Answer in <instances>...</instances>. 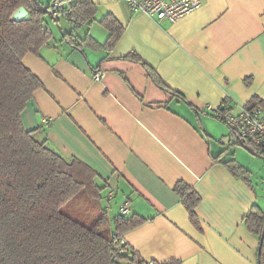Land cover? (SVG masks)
Returning <instances> with one entry per match:
<instances>
[{
    "label": "crops",
    "instance_id": "crops-1",
    "mask_svg": "<svg viewBox=\"0 0 264 264\" xmlns=\"http://www.w3.org/2000/svg\"><path fill=\"white\" fill-rule=\"evenodd\" d=\"M64 1L66 8L72 0ZM90 1L92 21L73 34L80 38L86 28L84 36L103 44L108 31L99 20L111 15L124 28L120 38L110 49L79 50L46 23L53 38L23 59L42 82L20 114L23 127L95 172L112 193L110 226L125 200L130 215L143 218L121 234L139 260L256 264L259 237L243 216L254 204L264 211V159L225 147L231 133L206 106L238 110L253 97L264 102V0H199L198 9L172 23L132 13L123 0ZM94 23L105 29L98 37L90 32ZM133 51L181 96L124 58ZM227 163L246 173L234 174ZM178 180L200 195L199 227L172 191Z\"/></svg>",
    "mask_w": 264,
    "mask_h": 264
},
{
    "label": "trees",
    "instance_id": "trees-1",
    "mask_svg": "<svg viewBox=\"0 0 264 264\" xmlns=\"http://www.w3.org/2000/svg\"><path fill=\"white\" fill-rule=\"evenodd\" d=\"M19 6L28 10L29 17L16 21L11 16ZM94 12L90 0L70 1L59 11L72 25L69 31L62 32V39L79 50L83 46L110 49L124 29L111 15L99 20L108 31L103 44L89 35L77 38L73 34L92 21ZM42 13L34 0H0V264H119L125 255L116 253L113 234L139 225L143 218L118 214L110 226L103 211L87 226L67 214L64 207L73 199L82 197L81 206H85L88 199L98 194L99 186L93 182L96 174L79 160L56 153L45 140L35 136V130L25 129L21 122V112L42 86L25 65L24 55L38 54L39 48L53 38ZM124 58L140 62L156 85L181 96L166 86L134 51ZM258 106L264 107V102L253 97L246 107ZM227 165L234 174L246 173L235 163ZM172 191L180 198L190 222L199 227L195 207L200 195L182 180L175 182ZM263 221L264 211L256 204L243 216L245 227L258 237ZM123 247L129 250L126 244ZM256 264H264V242L257 251Z\"/></svg>",
    "mask_w": 264,
    "mask_h": 264
},
{
    "label": "built area",
    "instance_id": "built-area-1",
    "mask_svg": "<svg viewBox=\"0 0 264 264\" xmlns=\"http://www.w3.org/2000/svg\"><path fill=\"white\" fill-rule=\"evenodd\" d=\"M132 13H142L156 21L174 22L200 6L199 0H123ZM64 0H52L51 10L53 15L64 8ZM101 72L93 73L94 79L101 77ZM206 110L222 122L230 131L231 136L225 141V147L245 144L259 155L264 156V107L254 108L240 107L233 110L227 105H207ZM44 122H47L45 119ZM111 192L107 197L110 198ZM121 216L130 215L128 201L125 200L119 206ZM121 234H113L112 245L119 255H125V259L119 264H160L153 260H139L133 250L126 251ZM133 256H135L133 258Z\"/></svg>",
    "mask_w": 264,
    "mask_h": 264
},
{
    "label": "rangeland",
    "instance_id": "rangeland-1",
    "mask_svg": "<svg viewBox=\"0 0 264 264\" xmlns=\"http://www.w3.org/2000/svg\"><path fill=\"white\" fill-rule=\"evenodd\" d=\"M35 1L41 4L42 6L47 7V12H43L42 17L44 18L45 22L48 23L49 25H52L54 23L55 24L54 27L56 31H58L59 34L62 35V32H64L65 28H68V27L65 24V20L64 19L62 20V17L60 16L59 12H56L54 14V17L59 20V24L50 16V13L52 12L51 10L52 0H35ZM84 30L86 32V28H84V29L79 30V32L77 33V35L80 38L84 36ZM100 31L105 32V29L101 27L98 23H94L93 27L90 29V32H92V35H96V36H97V33H100ZM236 147H240V146H236ZM93 182L95 185L99 186L98 194L93 195L90 199H88V202L86 203L85 206L83 205L81 206L82 197L78 196L77 198L73 199L70 202V204L64 207V210L67 214L71 215L73 218L79 220L82 224H85L87 226H90L91 224H93L96 218L103 211H106L105 207L106 206L108 207L107 203L110 200V198H108L106 195L107 191L104 190L105 188L102 187L101 184L98 183V181H96L95 178ZM109 203L112 205L113 200H110ZM109 211L108 213H110ZM108 232H110V228Z\"/></svg>",
    "mask_w": 264,
    "mask_h": 264
},
{
    "label": "water",
    "instance_id": "water-1",
    "mask_svg": "<svg viewBox=\"0 0 264 264\" xmlns=\"http://www.w3.org/2000/svg\"><path fill=\"white\" fill-rule=\"evenodd\" d=\"M34 3L36 5V7L38 9H40L42 12H47V7L42 6L41 4L36 2L35 0H34ZM50 15L54 16L52 12L50 13ZM28 17H29L28 11L24 6H19L17 9H15L14 12L12 13V16H11V18L13 20H16V21H19L22 19H27ZM239 146H241L243 149H245L248 153L255 155V156H259V157L264 159V156L259 155L257 152H255L254 150H252L250 147L246 146L245 144H240ZM263 242H264V221H263L262 230H261V233L259 236L258 249H257L258 252L261 249Z\"/></svg>",
    "mask_w": 264,
    "mask_h": 264
}]
</instances>
